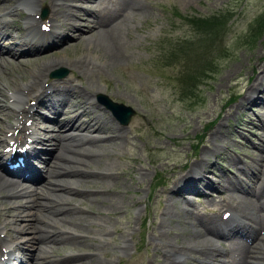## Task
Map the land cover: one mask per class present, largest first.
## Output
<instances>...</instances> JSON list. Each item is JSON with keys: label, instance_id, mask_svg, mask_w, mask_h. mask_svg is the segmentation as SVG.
I'll use <instances>...</instances> for the list:
<instances>
[{"label": "rangeland", "instance_id": "rangeland-1", "mask_svg": "<svg viewBox=\"0 0 264 264\" xmlns=\"http://www.w3.org/2000/svg\"><path fill=\"white\" fill-rule=\"evenodd\" d=\"M35 1L39 7H34L33 11L38 12L40 6H46L47 15L39 19L36 14L34 19L54 24L59 31L57 33L63 34V39L39 52L27 53V50L13 56L2 54L6 61L0 62V140L9 126L15 125V116L6 114L3 104L12 107L10 110L28 105L51 80L49 72L59 67L67 71L59 85H65V88L71 85V90H78L80 86V94H105L134 111L127 125H117L96 116L97 113L92 114L99 118L107 131L105 134L100 131L89 133L111 135L113 138H117L118 133L122 134L116 144L101 142L106 151L100 161L97 159L82 167L90 172L101 171L108 178L105 175L101 184L88 179L86 183L75 181L70 185L72 192L64 193L66 199L60 201L67 215H63L66 220H61L59 227L63 235L76 232L84 239L48 244L42 252L46 257H40V262L45 260L46 263L38 264H80L70 259V254H92L94 261L88 264H162L158 250L165 248L162 244L167 246L171 259H182L174 247L182 240L192 242L190 236L184 235L196 229L193 223L195 215L204 218L214 215L217 221H224L215 224L226 225L243 223L239 218L244 211L248 215L251 211L255 218L252 220L264 217L263 207L241 213L239 209L253 197L238 188L232 190L227 187L230 179H236L235 176L245 187L257 186L264 177V162L260 160L264 155V32L253 40L248 36L254 18L264 10V0H107L105 4H98L97 0ZM31 2L0 0V9L4 10L0 13L9 20V33H21L23 20L29 14L28 8L32 9ZM101 6L105 15H111L108 20H123L117 28L121 56L113 62L107 61L94 43L84 39L95 35L98 27L89 30L97 23V18L90 17L83 10L94 9L102 17ZM218 11L227 12L230 18L220 28L219 41L211 42L216 70L195 87L193 96L188 97L187 87L182 88L177 81V75L188 64L178 55L170 66H163L161 54L173 44H181L179 40L190 38L192 31L184 21L186 15L200 14L204 17ZM8 37H3L6 43ZM47 62L56 66L42 76L41 85L35 87L36 90L39 88L35 95L32 97L28 90L23 89L20 92L23 99L12 100L10 93L13 88L29 81L38 64ZM76 64L80 68L85 66V69L80 70ZM97 90L99 92L94 93ZM65 94L61 95L65 103L57 113L59 120L67 119L64 112L70 110L71 102L81 100L76 97L77 93ZM232 95L234 98L231 100ZM93 106L97 107V104ZM75 115L79 116L78 123L82 115ZM39 119L33 125L35 134L39 132L37 126H52ZM73 129L76 133H85L79 127ZM40 133L44 137L46 132L42 130ZM193 163L198 164L197 176L201 175V178L194 176L196 181L189 184L194 187L193 191H188L190 193L176 194L174 186L185 183L186 174L194 173ZM106 168L108 171L105 172ZM257 171L261 172L260 177L253 175ZM212 183L216 188L210 186ZM183 197L189 201V205L183 204L189 217L178 215L170 205L174 201L178 207ZM227 198L231 199L234 209L219 204L221 199ZM259 200L264 203V192ZM238 203L241 207L235 206ZM45 211L34 205L25 214L42 215ZM226 211L230 213L227 220L222 217ZM75 215L83 217L79 227L67 220ZM3 218L11 219L5 211L0 215V219ZM8 228L9 234L15 233ZM28 234L27 231L15 234L19 236L16 240L25 242ZM257 243L258 250L264 253V235ZM217 245L216 248L222 251L231 248L223 242ZM19 251L15 252L20 255ZM21 252L25 264L34 261L33 258L28 261L25 252ZM228 255L235 254L228 251ZM187 261V264L195 262Z\"/></svg>", "mask_w": 264, "mask_h": 264}, {"label": "bare ground", "instance_id": "bare-ground-1", "mask_svg": "<svg viewBox=\"0 0 264 264\" xmlns=\"http://www.w3.org/2000/svg\"><path fill=\"white\" fill-rule=\"evenodd\" d=\"M87 1L94 2L96 0ZM106 1L107 0H97L98 4H105ZM31 3V6H33V8H28V10L32 12L30 13V15H27L25 21V34L29 36L28 41L26 42L23 39V41L21 42V40L18 38L15 42L7 45L6 47H1L0 62L6 61L4 59L5 57L2 58L3 53L13 56L15 53H22L23 51L27 50H29L30 53L39 52L45 48L53 47V45L59 43L63 39V34H58V31H56V27L53 24H50L49 27H47L48 31H39V23L34 19L36 10L33 11L34 7L38 5L36 4L35 0H32ZM133 6H131V9H133ZM103 9V6H101L100 11L103 14L102 17L96 14L95 11H93L94 9L83 10L86 11L90 17L97 18L98 23L93 24V26L89 28V30H91L98 27L95 29V35H88L87 38L84 39L87 40L90 44L94 43L95 47L100 48L102 54L105 56V59H107V61L109 62H113L115 61V59L117 60L118 57L121 56L120 44L117 42V28L118 26H120L123 20H120L119 22L118 19L108 20L111 15H105ZM1 10L3 9H0V11ZM95 10H99V8ZM112 17L117 18V16L115 15H112ZM72 26L78 29V27L74 25ZM2 32L3 29H0V35L2 34ZM27 44L30 48H26ZM55 66L56 64H52L51 62H47L46 64H38L37 68L33 70V73L30 76L31 79H29V81L25 82L22 85L21 83L17 84L15 88H13L12 93H10V98L17 101L23 99L24 96L20 93L23 89L28 90L29 94L33 97L36 91L39 90V88L38 90H36L35 87L38 84L41 85L42 76L45 74V72L47 73ZM76 66L78 67L77 64ZM78 68L83 71L85 69V66ZM54 82L48 83V86L46 85V87H44L45 90H41L44 93V98L41 99V102H38L36 99L37 106L43 103L44 112L46 111L48 114H50V116L48 117L42 115L40 119H43L44 123L51 124L52 126L50 128H48L47 126H39V132L37 131L38 133H36L30 143V150L26 151L29 152L27 158L26 156H24L22 159V161H24L23 167L21 169L15 167L13 173L11 174L5 172L6 170L4 169L2 163L6 159L8 160L12 157L17 159V155L13 152L9 153L8 151L4 150L0 151V215L2 211H5L6 214L11 217V219H0V258L3 255L10 257L13 255V258H15L13 263L15 264H25V262L21 261V259H16L17 257H19L15 253V251L17 250H20L19 253H22L21 251H24L28 261H31L33 258L34 261H31L30 264H38L40 262V257H46L44 254H42V252H44L45 248H48V244H52L55 242L68 243L71 241H81L83 237L80 234H76V232L63 235V230L59 227V225H62L60 221L65 219V216L63 217V215H67V210H64V208L61 206L60 201L62 199H66V195H64V193L72 192L69 188H71L70 185L75 181L86 183L87 181H89L88 179H91L92 182H99L100 184L102 183L101 181H104L107 174H104L101 171H86L85 168L83 169L82 167L96 161L97 159L98 161H100V158L103 156V152L106 151L105 146H103L101 142L116 144L115 141L118 140L119 136H122L121 133H118L117 138H113L111 137V135L89 133L90 131H100L105 134V131H107L106 126L103 123L101 124L98 119H96L92 115L93 113L91 114V112L89 111L90 106L96 104L95 101H90V98L92 97L90 93L87 94L86 92H84L82 94L83 101H75L73 103L71 102L69 104L70 110H66L64 112V114L68 116L67 119L59 120L56 114L59 111L58 107H56L55 105L53 106V104L49 103V101H47L48 97H45L46 91L50 90L51 93H55L57 91L54 87ZM67 89L68 94L71 95L72 93H75L69 87ZM32 90L35 91L33 92ZM97 92H99V90L94 93ZM8 98L9 96H7V99ZM63 103L65 102H59V108L61 107V105H63ZM76 104H78L77 107ZM33 106V104L29 103L26 106H21L17 109L10 110L9 108L12 107H9L7 104H3L2 107L5 108L3 109L5 110V113H13V116H15V125H10V129L6 131L10 133L8 134L5 132L3 138H1V147L11 145V143H18L20 139L24 138L25 136L27 137L32 133V127L29 125H33V123L35 125V121L38 118L37 112L35 111ZM97 107L99 106L97 105ZM77 108H79V110H77ZM75 109L78 112H75ZM76 113H79L82 116H87V119L91 121H85L83 118L77 123L79 116L75 115ZM261 123L262 122H260V124ZM25 124L29 125L26 126ZM77 127L83 130V132L85 133H76L77 131H73L75 130L73 128ZM42 130L46 132L44 133V137H42L40 133L42 132ZM34 143H36V145H34ZM31 159H33L34 161H43L42 165L43 169H45L44 174L43 172L40 173L38 170H34L36 168L31 163ZM260 160L264 162V155L260 158ZM193 164L194 173L186 174L183 179V182L185 183H179L174 186L173 191L176 194L183 195L184 193H190L188 191H193V186H190L188 183H195L196 178H201V175L197 176V170L199 169V167L197 168L198 164ZM107 169L108 168H106L105 172L108 171ZM4 174H6L7 176ZM25 174L29 175V177H22V175ZM253 175L261 176V172L257 171L253 173ZM262 175H264V172L262 173ZM192 176L197 177L195 178ZM234 178L236 179H230L227 187L232 190H237L238 188L240 192L245 193L247 196L249 195L253 197H248L249 201L247 200V202L244 203V207H241L240 203L235 205L241 207L240 209L238 207L241 213L247 209L257 210L262 207L264 208V203H261L259 200L261 198V194L264 192V177L260 179L257 186L255 185L251 187L243 186L241 180L238 177L235 176ZM205 185H207V183ZM168 194L170 193L168 192ZM23 199L26 200L24 201V203L18 202L19 200ZM181 199L182 201L179 200L181 205L179 204L178 207H175L174 204L176 202L172 200L170 205L175 208V211L178 215H185L186 217H189V212H187V209L184 207V205H189V201L184 197ZM5 204H9V206L7 207L5 206ZM219 204L225 205L228 209L229 207L233 208L234 206L230 198L221 199ZM34 205H37L41 209H45L46 211L42 215L30 213L31 215L26 216L27 214L25 213H28L30 211V208H32ZM248 212L249 215L246 214V211L242 213V216L239 218V220L243 221L244 223H240L239 225L236 223H228L227 225L218 223V225L215 224V222L224 221L222 219H219L217 221L214 215L212 218L209 216H205L204 218L202 216L195 215V222L193 221V223H195L196 229L192 233L190 232L191 234L189 233L187 236L184 235L187 238L190 236L192 242L182 240L180 243H178V246L176 245L174 247L175 250H178L177 254L182 255V259L178 258L179 260H174L173 257V259H171L172 255L170 253H167V246L162 244L161 246L165 248L158 249L162 256V264H166V262L167 264H187V259L195 261L194 264H264V253L258 250L260 247L257 243L261 240V236L264 235V217L258 216L256 220H252L255 218H253L251 211ZM54 215L60 217L55 218ZM79 216V218H77V215L71 216L67 220L73 226L79 227L83 219L81 215ZM26 218H28V221H26ZM164 223L165 222H163V224ZM247 223L254 224V226H251V229H249V225H247ZM7 228L11 229L9 231H13L15 233L12 235L9 234L6 231ZM26 231L29 234L27 235V239L25 240V242H18L16 240V236ZM15 234L17 235L15 236ZM237 235L244 236L237 237ZM244 237H248V239H245ZM45 240L46 243H44ZM40 242L42 243L37 245ZM222 242L224 244L230 245L231 248H228L224 251L219 250V247L216 248V246H218L217 243L221 244ZM207 251H210V253H207ZM228 251L233 252L235 255L229 256ZM251 254H253V256ZM69 258L74 259V261L79 262L80 264H88L93 260L92 254H70ZM40 263H46V261L44 260Z\"/></svg>", "mask_w": 264, "mask_h": 264}, {"label": "trees", "instance_id": "trees-1", "mask_svg": "<svg viewBox=\"0 0 264 264\" xmlns=\"http://www.w3.org/2000/svg\"><path fill=\"white\" fill-rule=\"evenodd\" d=\"M229 18L230 14L221 11L204 17L200 14L186 15L184 21L188 27L190 26L192 31L190 38L179 40L178 42H181V44L175 43L169 50L161 54V64L163 66H170V63L172 64L178 59V55L179 58H184L185 63L188 64L177 75V81L182 88L187 87L188 97L193 96L195 87L206 77H210L216 70L215 61L211 54L212 49H210L211 42L219 41L220 32L222 31L220 28ZM263 32L264 10L254 18L253 24L249 28L248 36L253 40L261 36ZM186 91L183 92L185 93ZM230 98L232 100L234 95L230 96Z\"/></svg>", "mask_w": 264, "mask_h": 264}, {"label": "water", "instance_id": "water-1", "mask_svg": "<svg viewBox=\"0 0 264 264\" xmlns=\"http://www.w3.org/2000/svg\"><path fill=\"white\" fill-rule=\"evenodd\" d=\"M67 71L64 68L54 69L50 72V77L61 78L65 76ZM99 102H101L107 109L110 110L112 115L117 119L121 124H126L129 117L133 114V110L122 103H117L111 101L105 95L98 93L96 95Z\"/></svg>", "mask_w": 264, "mask_h": 264}]
</instances>
